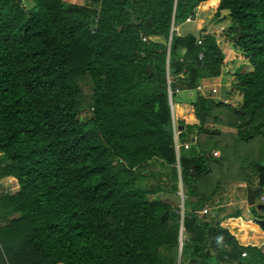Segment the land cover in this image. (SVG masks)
<instances>
[{
    "label": "trees",
    "instance_id": "obj_1",
    "mask_svg": "<svg viewBox=\"0 0 264 264\" xmlns=\"http://www.w3.org/2000/svg\"><path fill=\"white\" fill-rule=\"evenodd\" d=\"M22 1L0 0V180L16 181L13 191L0 185V260L176 264L181 220L179 262L185 252L186 264H233L244 252L264 264L262 247L199 213L224 183L264 185V0ZM194 8L227 11V35L250 69L234 73L237 106L199 91L192 111L172 104L175 118L197 120L175 121L198 149L177 168L168 89L172 98L217 77L224 57L203 29L173 32L167 46L171 21ZM151 162L168 167L167 185L140 184ZM174 179L182 212L151 197L175 191Z\"/></svg>",
    "mask_w": 264,
    "mask_h": 264
},
{
    "label": "rangeland",
    "instance_id": "obj_2",
    "mask_svg": "<svg viewBox=\"0 0 264 264\" xmlns=\"http://www.w3.org/2000/svg\"><path fill=\"white\" fill-rule=\"evenodd\" d=\"M66 1L74 2L75 0H66ZM22 5L26 9L30 7L31 3L28 0H23ZM225 12H226L225 10H222V12L221 11L219 12V15ZM192 15L193 17L188 16V18H186L183 21L175 22L174 25L177 27V29H176V32L174 33L179 34V35H183L187 32L198 34L199 31L203 29L205 33L212 34L215 37V41L218 47L224 54V57L222 60L223 62L220 67V74L214 80L209 78V80L207 81H200L199 85L201 88L199 92L201 94L204 93L205 96H208V97L210 96V98H212L213 100H216L215 93H212L210 91V88L214 87L216 91L220 90L221 92L226 93L227 97L225 99L226 100L225 102L233 106H237L239 104L240 95L238 94L237 89H236V80H235L234 73L239 68H241L243 65H244L243 68H246V69H250V66L247 64L246 58L240 53V51L233 47L232 41H233L234 36L227 35L228 34L227 27L229 26V23H230L229 19L225 14L223 17L227 18L226 19L227 21L221 22L222 18L217 19L213 15L212 8L205 9V10L194 8ZM216 22H218L219 25L216 24ZM222 26L225 28H223ZM213 30H217V31L213 33L212 32ZM245 64H247V67L245 66ZM81 89L84 94H87L89 92V87L87 83H82ZM196 91H197L196 89L178 90L172 95L171 101L173 102V104L176 103L182 106H189L190 101L194 98ZM192 117L193 119H195L193 114H192ZM174 119L176 122L182 121L183 124L189 123L181 118L174 117ZM192 123H194V120L192 121ZM173 127L175 128L176 132L181 131V129L178 128V124L173 123L172 128ZM220 129L223 132H227V131L234 132L235 131V129H230L226 127H220ZM186 132H187L186 135H183V136H180L179 134L177 135L178 141L182 143V147H183L179 149L178 155L183 154V153L188 154V152L190 154L193 151V148L195 151H198L196 146L193 147L194 145L193 144V140H194L193 130L186 131ZM218 150L219 149H213L211 151V155L214 157H217L219 155ZM213 152H215L216 154L214 155ZM151 165H153L155 173L149 176L148 178L143 179L140 184L142 186L155 185V183L159 180L158 184H160L161 186H164V184L167 185V183H169L170 175H171V173L168 172L169 171L168 167H164L160 169L159 165H157L155 162H151ZM156 171H160L162 174L165 173L164 174L165 176L157 177ZM4 182H5L4 186L7 188L8 191H13L15 189V186H16L15 181H14L15 183L12 180L11 181L7 180ZM174 183H177V188L175 191L158 192L157 194H154L151 197H159L160 199L168 201L172 203V205H175L176 207L178 206L180 208V204H181V201L184 199V195L182 196L180 195V192L182 193V190H181L182 187L180 186L179 179L177 181H175L174 179ZM246 187L254 188L253 185H251V183L249 184L244 183L242 185L237 186L236 183L228 182V183H224L223 187L217 189L213 197L209 200L208 204L206 205L207 210L209 209L208 211L209 214H212L214 216L212 220L216 219L217 217L220 218L221 216L230 214L233 211H235L236 208H239V215L241 218L249 217L250 215L247 214L245 210L242 209L243 207H247L245 203V195H244ZM260 194H262L264 198V188L262 189ZM257 198H256L257 201L255 202H258ZM216 201H219V203L217 202L218 205L215 204ZM261 203L264 204V200ZM250 209L254 211L253 212L254 215L264 217V209H257L255 208V205H252ZM226 224H229L233 230H237V231L238 229L241 230L239 234L241 235L240 238L242 240L246 239L245 236L248 233H252L254 230H259L258 228L259 226L250 220L242 221L241 219H238V218L228 219L226 220ZM260 231H262L261 233L264 234V230L261 229Z\"/></svg>",
    "mask_w": 264,
    "mask_h": 264
},
{
    "label": "crops",
    "instance_id": "obj_3",
    "mask_svg": "<svg viewBox=\"0 0 264 264\" xmlns=\"http://www.w3.org/2000/svg\"><path fill=\"white\" fill-rule=\"evenodd\" d=\"M198 9V8H197ZM221 12H222V10H221ZM227 12V11H226ZM226 12L225 13H221V15H219L218 17H217V19H219V18H222V21L221 22H226L227 20V18H224L223 16L226 14ZM220 22V23H221ZM216 24H218L219 25V23L218 22H216ZM221 26V25H220ZM223 27V26H222ZM223 28H225V27H223ZM217 30H213L212 32L213 33H215ZM217 77H213V78H210V79H212V80H214V79H216ZM207 80H209V78H204V79H201L200 81H207ZM217 92H219V94H221V93H223V96L225 95L224 94V92H221L220 90L218 91L217 90ZM171 104H173V102L171 103ZM190 107H191V105H189ZM172 108V107H171ZM191 111H192V107H191ZM192 114H193V112H192ZM194 116V115H193ZM171 117H172V119H174V116H173V113H172V111H171ZM195 118V117H194ZM175 120V119H174ZM194 120V123L195 124H197V120L196 119H193ZM194 123H188V124H194ZM181 129H184V128H181ZM15 181L13 178H9V177H5V178H3V179H1L0 180V185L1 186H3V187H5L4 185H5V182L4 181ZM16 182V181H15ZM14 182V183H15ZM16 184V183H15ZM10 188V187H9ZM15 188H16V186H15ZM245 195V194H244ZM260 196H262V194L260 195ZM263 197V196H262ZM258 199V198H257ZM263 200H264V198H263ZM261 202H263V201H260V202H257V203H261ZM247 206V205H246ZM243 210H245V212L247 213V214H249L250 215V217H247V218H241L240 216H237V217H226L225 215L224 216H221L220 218H216V219H214V221H218V223H219V225L220 226H222V224H221V221H222V223H225L226 224V220H228V219H236V218H238V219H241L242 221H247V220H250L251 219V217H253L252 215H251V213H250V206H247V207H243L242 208ZM235 211H236V213H239V208H236L235 209ZM259 218H263V217H260L259 216ZM228 225V227H230V225L229 224H227ZM244 225H245V223H244ZM222 227H224V226H222ZM226 228V227H225ZM231 228V227H230ZM259 228V227H258ZM232 229V228H231ZM228 230V229H227ZM261 229L259 228V230H254L252 233H248L245 237H246V239L244 240V242L245 243H241L240 241H238L237 240V238H236V240H237V242L239 243V244H241V245H256L257 247L258 246H260V247H262V251L264 252V234L263 233H261L262 231H260ZM262 230H264V229H262ZM229 231V230H228ZM235 232H236V235L237 236H241L240 234H239V232L241 231V230H239L238 229V231L237 230H234ZM230 232V231H229ZM231 233V232H230ZM232 234V233H231ZM183 258V259H182ZM187 258H188V255L184 252V253H182L181 254V257H180V264H186V262H187ZM233 264H252V261L251 260H249L248 259V257H246V256H240L237 260H235L234 262H233Z\"/></svg>",
    "mask_w": 264,
    "mask_h": 264
},
{
    "label": "built area",
    "instance_id": "obj_4",
    "mask_svg": "<svg viewBox=\"0 0 264 264\" xmlns=\"http://www.w3.org/2000/svg\"><path fill=\"white\" fill-rule=\"evenodd\" d=\"M176 29H177V27L173 24V22L171 21V23H170V27H169V32H168V37H167V46L169 45V41H170V38H171V34L173 33V32H176ZM151 37L150 36H148V37H145V36H142L141 37V40L142 41H145L146 39H150ZM199 56H200V54H199ZM200 85L198 84V85H196L195 86V89L196 90H200ZM210 91L212 92V93H215V99H218V100H221V101H223V102H225L226 100V98H225V96H223L222 98H219V92H217L216 91V89L214 88V87H211L210 88ZM203 95H204V93H202ZM210 97V96H209ZM168 98L170 99V101H171V97H170V90L168 89ZM173 123L174 124H176V122H175V120L174 119H172V117H171V125L173 126ZM172 133H173V148H174V152H175V156H176V167L178 168V163H177V159H178V154H179V149L182 147V143H180L179 141H178V138H177V135L179 134V132H176L175 131V128L173 127L172 128ZM183 148V147H182ZM213 154L215 155L216 153L215 152H213ZM179 182H180V179H179ZM180 186H181V182H180ZM182 190V189H181ZM180 195L182 196L183 194L180 192ZM257 201V200H256ZM260 201H263V197L262 196H259L258 197V202H260ZM207 211V208H206V205L199 211V213H205ZM180 212H182V201H181V204H180ZM184 238V228H183V226H182V223H181V220H180V222H179V228H178V239H177V241H178V247H177V250H178V254H177V258H178V260H179V254H180V249H181V244H182V239ZM241 256H245V253L244 252H242L241 253ZM177 260V263L176 264H180V262Z\"/></svg>",
    "mask_w": 264,
    "mask_h": 264
},
{
    "label": "water",
    "instance_id": "obj_5",
    "mask_svg": "<svg viewBox=\"0 0 264 264\" xmlns=\"http://www.w3.org/2000/svg\"><path fill=\"white\" fill-rule=\"evenodd\" d=\"M128 13H129V23L131 24H139L140 23V20H136L135 17H134V14L131 10L127 9ZM190 17H193V15H190ZM146 20H150V16L146 17ZM146 68L148 70V72L150 73L151 72V69L148 67V65H146ZM223 97V93H221L219 95V98H222ZM168 103H169V108H170V111H172V105H171V102H170V99L168 98ZM180 128H182V125H179ZM264 188V185L263 186H257V187H254V188H250V187H246L245 188V203L247 206H252V205H255V208L257 209H264V204L263 203H257L255 202L256 201V198L258 196V194L262 191V189ZM167 214H168V211L167 210H164L163 213L160 215V220H164L167 218ZM250 221H252L253 223L257 224L259 226L260 229H264V217L263 218H259L257 216H253L251 217ZM0 264H5L4 260L1 259L0 260Z\"/></svg>",
    "mask_w": 264,
    "mask_h": 264
},
{
    "label": "bare ground",
    "instance_id": "obj_6",
    "mask_svg": "<svg viewBox=\"0 0 264 264\" xmlns=\"http://www.w3.org/2000/svg\"><path fill=\"white\" fill-rule=\"evenodd\" d=\"M172 113H173V105H172Z\"/></svg>",
    "mask_w": 264,
    "mask_h": 264
},
{
    "label": "clouds",
    "instance_id": "obj_7",
    "mask_svg": "<svg viewBox=\"0 0 264 264\" xmlns=\"http://www.w3.org/2000/svg\"><path fill=\"white\" fill-rule=\"evenodd\" d=\"M198 91V90H197ZM172 103V101H170ZM172 105V104H171Z\"/></svg>",
    "mask_w": 264,
    "mask_h": 264
}]
</instances>
